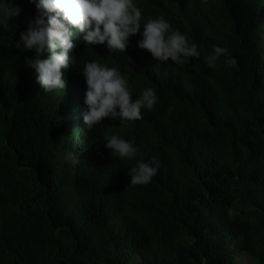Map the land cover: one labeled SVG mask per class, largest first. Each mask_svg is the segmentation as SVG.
<instances>
[{"label":"trees","instance_id":"16d2710c","mask_svg":"<svg viewBox=\"0 0 264 264\" xmlns=\"http://www.w3.org/2000/svg\"><path fill=\"white\" fill-rule=\"evenodd\" d=\"M145 1L201 56L178 66L137 48L119 65L159 97L137 143L158 174L132 185L135 161L105 146L122 137L110 119L84 125L80 74L65 94L37 83L15 47L36 5L12 0L23 11L0 29V188L17 207L0 208V264H264V0ZM212 45L237 66L210 68ZM74 54L75 67L88 58Z\"/></svg>","mask_w":264,"mask_h":264},{"label":"clouds","instance_id":"9594fccd","mask_svg":"<svg viewBox=\"0 0 264 264\" xmlns=\"http://www.w3.org/2000/svg\"><path fill=\"white\" fill-rule=\"evenodd\" d=\"M37 14L19 34L15 47L29 51L27 67L36 73V81L45 92L62 90L65 94L67 73L80 74L79 89H86L82 105L83 121L88 130L103 124L107 118L122 137H106L105 146L112 157L135 161L128 171L130 184L147 185L158 174L159 162L144 160L137 143L145 142V129L150 113L159 101L156 90L130 80L119 67L125 55L137 48L146 50L162 63L184 66L191 58H199V45L181 33L163 16L146 17L145 0H32ZM154 10V9H153ZM23 9L12 0H0V29L11 31ZM48 13H53L49 18ZM21 45L23 46L21 48ZM104 57L96 55V47ZM11 47V43H8ZM81 47L88 56L79 67L75 49ZM227 67L235 68L237 60L227 47L212 45L205 56L210 68L221 58ZM130 58V57H129ZM131 59V58H130ZM139 72V68H135ZM1 135V131H0ZM66 159L80 162L75 153ZM13 197L0 188V208L16 209ZM204 264H207L206 260Z\"/></svg>","mask_w":264,"mask_h":264},{"label":"rangeland","instance_id":"374dc122","mask_svg":"<svg viewBox=\"0 0 264 264\" xmlns=\"http://www.w3.org/2000/svg\"><path fill=\"white\" fill-rule=\"evenodd\" d=\"M242 261H243V263L247 264V262L249 261L248 256L247 255L244 256Z\"/></svg>","mask_w":264,"mask_h":264},{"label":"bare ground","instance_id":"6f19581e","mask_svg":"<svg viewBox=\"0 0 264 264\" xmlns=\"http://www.w3.org/2000/svg\"><path fill=\"white\" fill-rule=\"evenodd\" d=\"M35 76H36V74H34ZM36 78V77H35ZM75 88V87H74ZM174 94V93H173ZM180 94H182V93H180ZM180 94H179V96H180ZM46 95H48V94H46ZM186 95V94H185ZM171 97H174V96H172V95H170ZM176 96V95H175ZM179 96H176V98L178 97V98H180ZM182 96V95H181ZM42 97V96H41ZM48 97V96H47ZM65 97V96H64ZM184 97V96H183ZM43 98V97H42ZM65 99V98H64Z\"/></svg>","mask_w":264,"mask_h":264}]
</instances>
